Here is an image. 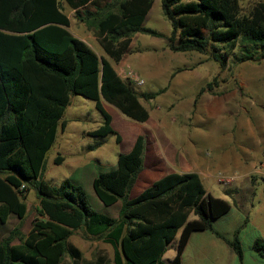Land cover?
<instances>
[{
    "label": "trees",
    "instance_id": "trees-1",
    "mask_svg": "<svg viewBox=\"0 0 264 264\" xmlns=\"http://www.w3.org/2000/svg\"><path fill=\"white\" fill-rule=\"evenodd\" d=\"M66 1L73 6L85 4L81 20L106 56H98L70 33L59 0H0V223L10 214L24 216L25 195L31 189L38 197L40 216L26 234L13 228L0 240V264H58L64 254L71 264H108L102 255L95 262L82 260L81 252L67 240L79 227L111 245L113 264H181L185 242L196 230L223 239L241 262L239 232L246 218L230 238L218 233L213 220L229 204L206 192L196 172H168L129 196L143 167L142 135L136 136L128 152L117 154L112 167L91 179L101 204L119 201L116 216L92 210L80 187L67 178L52 184L41 175L47 150L57 131L65 129L71 95L92 100L101 116L89 132L94 137L90 150L108 134L119 139L103 102L130 120L147 119L141 99H152L166 87L138 90L120 78L112 65L128 50L134 34L164 37L172 52L207 54L219 68L229 57L233 63L260 61L264 59V1L241 7L239 0H158L169 23L167 35L143 23L153 0ZM75 15L80 17L78 12ZM214 84L212 78L200 86L193 104ZM61 161L55 153L52 162ZM177 232L175 253L163 262L161 256ZM251 248L264 257V239L254 238Z\"/></svg>",
    "mask_w": 264,
    "mask_h": 264
},
{
    "label": "rangeland",
    "instance_id": "rangeland-1",
    "mask_svg": "<svg viewBox=\"0 0 264 264\" xmlns=\"http://www.w3.org/2000/svg\"><path fill=\"white\" fill-rule=\"evenodd\" d=\"M255 1L264 0H239L241 7ZM143 23L164 35L168 34L169 23L161 14L158 0L153 1ZM132 47L133 50L150 53L157 65L152 70L153 78L151 80L144 79L132 65H129L143 79V84L136 88L143 91H154L160 87H166L163 92L152 99H141L150 118L143 122L130 120L122 116L111 105L104 103L111 118L110 125L118 134L119 139H115V134H108L100 146L90 150L87 147L94 142V137L89 132L99 125L101 116L94 108L92 100L79 95H71L70 104L64 114L68 127L61 132L57 131L53 145L47 150L42 178L52 184H58L67 178L70 183L80 187L85 202L92 210L116 216L119 201L110 206L101 204L92 191V177L96 173L112 167L117 154L128 152L137 135H142L144 143L142 166L146 169L150 155L153 158L155 154L160 160L158 167L163 168L161 172L168 173L169 160L166 157V150H169V146L173 148L179 146L178 141H181L180 136L183 134L181 123L185 121L182 120L183 115L191 113L194 116L197 112L202 114L200 128L207 137L206 139L217 132L227 130L231 133H239L242 144L249 146L252 143L248 131H251L252 137L257 141L256 151L255 153L247 152L248 156L245 157L251 160L252 174L257 175L255 172L257 160L260 151L264 148V59L233 63L229 57L225 67L219 68L218 64L211 60L207 54L194 51L172 52L166 47L164 37L147 34L134 35ZM140 47L142 48L139 49ZM124 65H128V63ZM178 68L181 70L170 76L171 72ZM175 76L178 77L177 84L172 82ZM212 78H215L212 90L203 91L193 104L192 99L199 86L204 85ZM192 116L186 120L187 125L192 123ZM188 130L187 128L185 133H188ZM55 153L62 156V161L59 164L52 162ZM216 172L227 174L224 170H217L214 173ZM263 185L264 182L260 180L259 186ZM222 186L223 183L215 182V179L205 182V188L215 195L220 192ZM24 201L26 211L21 219L10 214L5 223H0V240L7 236L13 228L26 234L32 221L35 218H40L36 212L38 197L32 189L26 193ZM238 214L237 208H232L220 226L225 229L233 225L238 219ZM189 217L192 218V214ZM259 222L263 227L264 219L262 217L259 218ZM92 238V236H87L83 227H79L72 231L67 240L68 242L74 240L80 245L82 260L93 261V251H96L106 261H110L108 252L97 246L103 243L97 244L93 248V244L90 243ZM12 242L17 243V238H13ZM175 243L176 238L167 245L166 252L162 256L163 259L170 255ZM241 244L245 252V261L248 262L249 255H251L249 252L252 251L247 249L249 242L246 237L242 239ZM58 264H71V259L67 254H64Z\"/></svg>",
    "mask_w": 264,
    "mask_h": 264
},
{
    "label": "crops",
    "instance_id": "crops-1",
    "mask_svg": "<svg viewBox=\"0 0 264 264\" xmlns=\"http://www.w3.org/2000/svg\"><path fill=\"white\" fill-rule=\"evenodd\" d=\"M59 3L62 11L68 18L69 22L67 28L70 33L73 36L84 41L90 48L94 50V52L98 56H106L102 47L97 41L96 35L92 32L91 29H88L85 26L84 22L81 20V18L84 17L82 9L85 4L73 6L66 0H59ZM76 12H78L80 16L79 18L75 15ZM134 35L131 37L128 50L122 55L121 59L118 62L113 63L112 65L114 69H116L117 66L119 67L120 65L128 63V65H132L140 73V75L144 77V79L151 80L153 78L152 70H154L157 66L156 62L151 57L150 53H145V51L143 52L137 49L133 50L132 42ZM141 48L142 47H140L139 49ZM172 82L174 84H177L178 77L175 76ZM102 106L107 112L106 107L104 106V102L102 103ZM192 115L193 114L191 113H186L182 117V120L185 121L181 123V125L183 126V134L180 136L181 141H178V149L169 146V150H166V157L169 160L168 171L196 172L199 175L206 192H208L212 196L222 198L228 202L229 208L227 209V211L213 220V228L223 237L230 238L234 229L242 223L243 219L246 218V223L241 228V233L239 232V240L241 243L242 239H245L246 237L249 242V244L247 245V249L251 250L252 252H249V254H251L249 255L250 259L248 262H246L244 257V248H242V259L241 262H239L233 250L223 239L216 237L209 231L196 230L190 232L185 242L180 255V263L264 264V257L254 252L251 248V244L254 238L260 237L264 239V226L261 227V224L259 222V218L262 217L264 219V185L262 187L259 186L260 180L262 179L258 175L252 174V164L250 163L251 160H248V157H245L248 156L247 152L255 153L257 141L252 137L253 135L250 133L251 131H248L249 136L251 137L252 144H249V146H247L245 144H242L239 133H231L227 130L217 132L210 138L206 139L207 137H205L204 132L200 128L202 114L197 112L196 114H194V116ZM191 116L192 123H189L187 125L186 120L190 119ZM149 118L150 114L148 113L147 120ZM67 127L68 123L66 122L65 128ZM187 128L189 129V132L185 133ZM159 162L160 160L155 154L153 158L150 155V161L147 164V168L145 169L144 166L142 167V170L138 173L135 182L129 191L130 197L137 195L144 187L165 174L164 172H161L163 171V168L161 166L158 167ZM217 170L226 171L227 174L223 175L225 177H228L229 181L221 182L223 183V186L220 188V192L215 195L205 188V182H211L215 179V182L219 183V181H217L216 175L220 172L214 173ZM262 182L264 181L262 180ZM234 207L237 208V211L239 213L237 215L238 219L233 225L223 229L220 225L226 218L225 216L230 213L232 208ZM177 235L178 232L175 234L174 238H177ZM87 236H92L94 238L90 240V243L93 244V248L97 244L103 243L102 245L97 246H100L108 252V258L110 260L108 261V264H113L111 261L113 253L111 245L98 235H90L87 233ZM70 243L81 252V247L78 243H76V241L71 240ZM165 252L166 250L163 252V254ZM174 253L175 246L166 259H163L162 254V261L167 263L169 260H171ZM100 256L101 254L93 251V262H95V260ZM87 261H89V259H87Z\"/></svg>",
    "mask_w": 264,
    "mask_h": 264
},
{
    "label": "built area",
    "instance_id": "built-area-1",
    "mask_svg": "<svg viewBox=\"0 0 264 264\" xmlns=\"http://www.w3.org/2000/svg\"><path fill=\"white\" fill-rule=\"evenodd\" d=\"M115 71L120 78L131 81V83L135 87H138V86L140 87L143 84L142 77H140L137 74V72L133 68H131L129 65L119 66L115 69ZM255 172L264 181V148L260 151ZM216 177H217V181L219 182L229 181V178L225 177L221 173H217Z\"/></svg>",
    "mask_w": 264,
    "mask_h": 264
}]
</instances>
